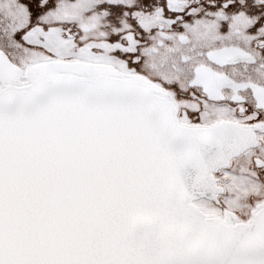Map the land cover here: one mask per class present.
<instances>
[{
	"label": "snow or ice",
	"instance_id": "6c2138e0",
	"mask_svg": "<svg viewBox=\"0 0 264 264\" xmlns=\"http://www.w3.org/2000/svg\"><path fill=\"white\" fill-rule=\"evenodd\" d=\"M0 264H264V0H0Z\"/></svg>",
	"mask_w": 264,
	"mask_h": 264
}]
</instances>
